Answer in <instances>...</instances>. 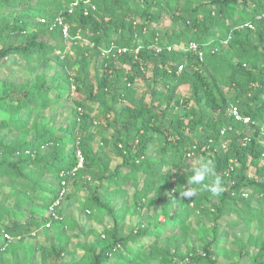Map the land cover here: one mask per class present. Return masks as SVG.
<instances>
[{"label":"trees","instance_id":"obj_1","mask_svg":"<svg viewBox=\"0 0 264 264\" xmlns=\"http://www.w3.org/2000/svg\"><path fill=\"white\" fill-rule=\"evenodd\" d=\"M3 73L0 264H264V0H0ZM202 160L223 192L181 199Z\"/></svg>","mask_w":264,"mask_h":264},{"label":"clouds","instance_id":"obj_2","mask_svg":"<svg viewBox=\"0 0 264 264\" xmlns=\"http://www.w3.org/2000/svg\"><path fill=\"white\" fill-rule=\"evenodd\" d=\"M192 173L191 177L187 178L184 191L179 192L181 199H191L198 196L201 191H207L217 197L223 192L221 177L217 174L213 161L202 160L193 167Z\"/></svg>","mask_w":264,"mask_h":264},{"label":"rangeland","instance_id":"obj_3","mask_svg":"<svg viewBox=\"0 0 264 264\" xmlns=\"http://www.w3.org/2000/svg\"><path fill=\"white\" fill-rule=\"evenodd\" d=\"M168 24L169 21L168 19H165V24ZM10 62H12V58H10L9 60ZM10 64V63H9ZM57 68L56 65H53L51 68H45L43 66H41L40 68V71H43L45 73H47L48 75V78L51 79L52 77V73L53 71ZM5 76V73L3 74H0V76ZM32 74L25 68V67H20V68H15V70H11L9 69L8 73H6V76L7 78H10V79H13V80H16V81H22L24 78L28 77V76H31ZM5 76V77H6ZM180 93L183 94V95H187L189 93V91L187 90L186 87H182L180 88ZM72 106V103H71V100H67V99H64L63 101V104L61 106H56V105H52V107L46 112L47 115L49 117H53L55 115H58V124L57 126H60V124L62 123V121L66 120L67 118H69L70 114H69V111H70V108ZM113 164L115 165V161H113ZM128 188L130 191L133 190V187L128 185ZM83 193V192H82ZM85 195H86V191H84ZM64 197V196H63ZM134 216H129V219L130 220H134L136 217L132 218ZM235 232L238 234V235H242L244 236L245 238H247V233L244 232V227H241V228H237L235 230ZM169 233V231L167 232V234ZM179 230L175 232V234H179ZM89 238V237H88ZM226 239V238H225ZM75 244V242H74ZM226 245L229 246V247H235L233 244H232V241L231 239H228V241L226 242ZM72 249H75V246L73 245L72 246ZM80 255V254H79ZM78 256V255H77ZM248 259L247 258H244L242 260V262H247ZM227 264V263H226Z\"/></svg>","mask_w":264,"mask_h":264},{"label":"built area","instance_id":"obj_4","mask_svg":"<svg viewBox=\"0 0 264 264\" xmlns=\"http://www.w3.org/2000/svg\"><path fill=\"white\" fill-rule=\"evenodd\" d=\"M44 21H45V20L42 19V22H44ZM57 21H59L60 23H62V19H61V18H58ZM248 25H249L251 28L254 27L252 24H248ZM145 30H146V29H145ZM145 30H144V31H145ZM64 33H65L66 36H68V33H67V27L64 28ZM114 48H115V45L113 44L110 48L105 49V50L103 51V53H104V54H108V53H110ZM173 48H175V49H180V50H183V51H188V50H190V51H195V52H197V53L201 56V58L203 57V56H202V55H203V51H202V49L200 48L199 44H197L196 42H190L189 45H186V44L177 45V44H176V45H174V46H169V47H168V50H172ZM126 50H127L126 47L118 48V52H125ZM157 50L160 51L161 48H160V47H157ZM185 66H186V62L180 63L179 66H178V72H181V71L184 69ZM72 89H73V90L75 89V86H74V85L72 86ZM230 113L233 114V115L236 117V119H238V120H242V121H244L245 123L250 122V117H244V116L240 113V110L238 109V107L235 106V105H232V106H231ZM224 132H225V129L222 131V133H224ZM191 154H192V152H191ZM78 156H79V163H78V166H82V165H83L84 158H83V156H82V154H81L80 152L78 153ZM62 184L64 185L65 182L63 181ZM65 193H66V189L63 188V190H62L61 193H60V197H59V199H57L56 202L50 207V213H49V214H50L53 218H56V219H57V218H58V219H62V217L59 216V214L57 213V211H56V207H57L58 205H60V203H61V199H62V197L65 195ZM50 225H51L50 223L46 224L47 227H50ZM4 236H5V238H7V239H11V238H12V237H11L9 234H7V233H6Z\"/></svg>","mask_w":264,"mask_h":264},{"label":"crops","instance_id":"obj_5","mask_svg":"<svg viewBox=\"0 0 264 264\" xmlns=\"http://www.w3.org/2000/svg\"><path fill=\"white\" fill-rule=\"evenodd\" d=\"M114 161H115V163H120L122 160H121V158H119V157H114ZM131 186V185H130ZM127 187H128V185H127ZM129 189V188H128ZM130 191V190H129ZM133 191V190H132ZM83 192V193H82ZM81 192V194H80V198H81V200L83 201L85 198H86V195H87V192H86V195H85V193H84V191H82ZM68 208V209H67ZM66 208V212L67 213H69L70 215H72V217H74L75 219H77L82 225L84 224V223H86V224H88V227H93V228H95L97 231H100L101 229H102V226L100 225V224H98V223H96V222H94V221H91V222H89L88 220H87V218H86V215H85V212H84V210H82L81 209V206H80V204H79V202L78 201H75L74 203H72L70 206H68ZM87 213L88 214H90V211H87ZM132 218H134V217H132ZM128 221L129 222H136V218L134 219V220H130L129 218H128ZM45 228L44 227H42V228H40L39 230H38V232L36 233L37 235L35 236L36 238H32V239H30L31 240V242L33 241V240H37V239H43L44 238V235H45ZM46 232H47V230H46ZM49 233H50V235H51V238H52V240L53 241H58L59 240V236H58V233L55 231V230H50L49 231ZM35 235V234H34ZM34 237V236H33ZM88 240L90 239V240H92L93 239V237L92 236H89V238H87ZM75 246V244H74V242H72V244L70 245V249H72V246ZM75 248H76V246H75ZM0 251L1 252H3L4 251V247H2V248H0ZM15 259V258H14Z\"/></svg>","mask_w":264,"mask_h":264}]
</instances>
